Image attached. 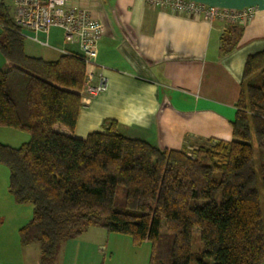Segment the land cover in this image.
I'll use <instances>...</instances> for the list:
<instances>
[{
    "label": "trees",
    "instance_id": "1",
    "mask_svg": "<svg viewBox=\"0 0 264 264\" xmlns=\"http://www.w3.org/2000/svg\"><path fill=\"white\" fill-rule=\"evenodd\" d=\"M0 26L8 64L0 128L31 138L18 148L0 143V164L15 203L33 207L19 240L40 246V264H55L59 248L89 228L129 236L136 248L150 243L149 264H264V51L246 60L230 142L161 150L124 137L112 120L103 133L76 139L83 58L28 56L4 2ZM241 36L233 26L221 53L234 52ZM197 235L203 250L195 253Z\"/></svg>",
    "mask_w": 264,
    "mask_h": 264
},
{
    "label": "crops",
    "instance_id": "2",
    "mask_svg": "<svg viewBox=\"0 0 264 264\" xmlns=\"http://www.w3.org/2000/svg\"><path fill=\"white\" fill-rule=\"evenodd\" d=\"M183 1L225 12L255 8L257 13L240 27L242 36L235 51L223 55L221 39L234 26L230 23L188 17L144 0L72 1L71 7L88 10L104 27L95 83L100 74L108 83L103 94L83 99L76 139L103 133L104 122L112 120L124 137L161 150H193L209 140H232L246 60L264 51V0ZM24 39L26 54L47 62L79 52L56 28L49 35L27 32ZM5 66L0 53V70ZM19 134L0 128V143L12 147L28 143L29 137ZM1 180L0 165V264H40V246H22L19 240L20 229L32 219L33 207L17 205ZM95 229L64 243L55 264H100V254L110 249V237ZM96 234L105 240L99 242ZM146 258L134 255L129 264H148ZM102 260L105 264L106 258Z\"/></svg>",
    "mask_w": 264,
    "mask_h": 264
},
{
    "label": "built area",
    "instance_id": "3",
    "mask_svg": "<svg viewBox=\"0 0 264 264\" xmlns=\"http://www.w3.org/2000/svg\"><path fill=\"white\" fill-rule=\"evenodd\" d=\"M73 0H13L14 23L25 37L27 32L49 35L52 29H60L69 45H76L86 66L84 99L103 94L107 90V78L100 74L96 80L99 44L104 35L103 25L85 9L71 7ZM150 6L170 9L188 17H203L208 21H224L234 26H244L257 13L250 8L240 12H225L217 8H207L183 0H144ZM38 41L37 39H35ZM47 46V44H46Z\"/></svg>",
    "mask_w": 264,
    "mask_h": 264
},
{
    "label": "rangeland",
    "instance_id": "4",
    "mask_svg": "<svg viewBox=\"0 0 264 264\" xmlns=\"http://www.w3.org/2000/svg\"><path fill=\"white\" fill-rule=\"evenodd\" d=\"M3 1H4V4H6V6L9 8L10 15L14 16V5H13L12 0H3ZM0 3H1V0H0ZM4 68L7 69L8 66L7 67L5 66ZM4 68H2V69H4ZM3 129H7V128H3ZM13 131H15V130H13ZM15 133H20L19 135H25L26 137H29V141L31 139L29 134L16 132V131H15ZM18 144L19 145H16V146H19V147L22 146L21 145L22 143H18ZM14 148H18V147H14ZM0 165L2 166V180H1V182H3V184L1 186L9 188V179H10L9 170L5 165H2V164H0ZM261 203H262V207L264 209L263 198H261ZM95 231H99L98 233H102V235H106V237H108V236L110 237L109 245L107 244V246L110 249H108V251H105L104 254H103V252L100 254L101 255L100 264H102L101 262H103L102 259H104V258H106L105 264H129V262L134 260V255H138L139 258L142 257V259L144 257H147L148 259L147 258L146 259L148 260V264H149L150 255H151V244L150 243H145L141 247L136 248L133 246L132 240L129 236L108 233L105 230L100 229V228H96ZM163 232H164V229H163ZM196 233H197V231H196ZM96 236L99 238V240H98L99 242H102L105 240V238H103L102 236H98V234H96ZM103 245L106 246V243H103ZM61 249L62 248L60 247L59 252H58L59 254L57 255V258H59L61 253H62ZM202 250H203V245L200 241L199 236L197 235V236H195L194 241H193V251L196 253V252H200ZM110 258H113L112 262L109 261Z\"/></svg>",
    "mask_w": 264,
    "mask_h": 264
}]
</instances>
